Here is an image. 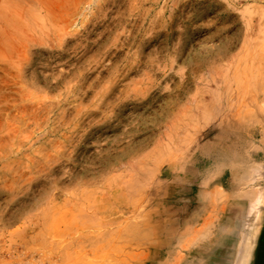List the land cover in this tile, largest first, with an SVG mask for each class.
<instances>
[{"label":"rangeland","instance_id":"1","mask_svg":"<svg viewBox=\"0 0 264 264\" xmlns=\"http://www.w3.org/2000/svg\"><path fill=\"white\" fill-rule=\"evenodd\" d=\"M263 63L264 0H0V264H264Z\"/></svg>","mask_w":264,"mask_h":264},{"label":"bare ground","instance_id":"2","mask_svg":"<svg viewBox=\"0 0 264 264\" xmlns=\"http://www.w3.org/2000/svg\"><path fill=\"white\" fill-rule=\"evenodd\" d=\"M241 58V57H240ZM239 58V59H240ZM244 62V61H243ZM264 64V63H263ZM262 64V65H263ZM248 70V69H247ZM245 73V72H244ZM242 74V73H241ZM244 76H245V74H244ZM241 77V76H240ZM242 78V77H241ZM245 79V78H244ZM238 80V79H237ZM257 80V79H256ZM231 88V87H230ZM230 88H228V89H230ZM258 89V88H257ZM235 90V89H234ZM233 90V91H234ZM236 91H238V89H236ZM235 91V92H236ZM255 91H256V89H255ZM258 92H259V94L260 95H262V96H264V87L263 86H261L259 89H258ZM257 93V92H256ZM255 93V94H256ZM258 95V94H257ZM236 96H237V94H236ZM231 97V96H230ZM253 98V97H252ZM241 98H239V99H237L236 100V106H237V109H238V111L237 112H241V110L243 109V106H245L244 104H245V100L243 99V97H242V99L240 100ZM232 101V100H231ZM260 101V100H259ZM229 103V102H228ZM230 109V108H229ZM233 112V111H232ZM243 115L246 117V119H247V114L245 113V111H244V113H243ZM237 118H239V114H238V116H236ZM242 119H243V117H242ZM239 121V119L237 120V123H239L238 122ZM246 121H248V119L246 120ZM244 122V121H243ZM242 124V123H241ZM192 125V124H191ZM239 125V124H238ZM243 128V127H242ZM245 128H246V126H245ZM239 129V128H238ZM248 129V128H247ZM241 130V129H240ZM243 130V129H242ZM244 131V130H243ZM185 132H186V130H185ZM238 132V131H237ZM230 133V132H229ZM241 133V132H240ZM231 134V133H230ZM229 134V135H230ZM231 136V135H230ZM243 136H245V135H243Z\"/></svg>","mask_w":264,"mask_h":264}]
</instances>
